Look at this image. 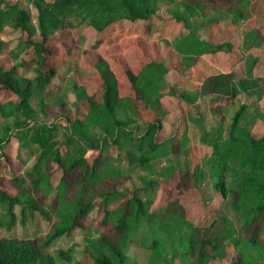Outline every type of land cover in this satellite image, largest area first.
<instances>
[{
    "label": "trees",
    "instance_id": "trees-1",
    "mask_svg": "<svg viewBox=\"0 0 264 264\" xmlns=\"http://www.w3.org/2000/svg\"><path fill=\"white\" fill-rule=\"evenodd\" d=\"M29 1L36 11L35 25L26 8L19 7L16 1L0 0V30L10 26L18 32L23 47L30 49L27 57L10 67L0 66V88L13 95L0 101V163L10 159L6 151L10 140L35 145V159L29 169L14 171L8 178L13 192L2 187L0 171V226L9 228L16 222L14 205L19 206V222L38 223L42 219L49 226L40 237L0 235V264H56V259L71 247L56 258L49 250L54 241L77 229L86 230V224L94 220L95 234L86 230L82 250L91 259L87 264H123L125 248L135 242L144 223L151 229L184 234L187 250L196 255L195 264H203V258L206 261L219 257H224L227 264H264V241L260 240L264 228V130L255 133L251 125L241 121L245 102L239 101L233 107L240 94L262 93L264 76L236 77L232 71L206 75L200 94L217 114L210 124L200 125L201 104H196L190 93L168 94L199 112L188 117L195 123L192 131L198 132L199 142L210 148L206 174L221 196L228 193L224 171L229 166L244 169L239 182L229 189L230 207L240 219L238 228L228 225L224 214L212 218L202 212L194 217L187 215L181 196L189 197L198 191L197 179L204 173L200 167L165 170V177L176 170V191L154 209L150 195L154 182L120 191L118 184L124 183L131 171L114 165L113 157L122 154L129 167L152 173L156 159L179 151L189 141L187 129L183 127L177 136L171 133L158 137L167 114L163 105L165 93L160 90L167 70L163 62L148 58L136 71L120 63L117 69L124 83L121 90L118 70L111 66L101 45L104 39L116 40L127 23L138 20L143 23V34H147L158 21L156 0ZM182 1V9L174 10V18L185 26L186 15L194 12L204 16L223 5L235 7L240 13L244 9L242 0ZM85 20L96 34L86 49L100 46L91 62L98 80L90 87L74 82L71 110L46 122L38 118L30 98L32 94L43 97L57 72L58 66L49 62L53 55L49 42L55 31L76 28ZM222 44L197 38L190 27L176 41L175 49L184 55H199L217 51ZM17 67L30 70V75L20 74ZM138 105L152 112V117L142 122L140 131L129 127L118 115L121 108L135 115ZM230 105L229 111L226 107ZM225 109L229 111L227 120ZM94 211L96 218L91 217ZM155 243L156 238L151 240L149 249H155Z\"/></svg>",
    "mask_w": 264,
    "mask_h": 264
},
{
    "label": "rangeland",
    "instance_id": "rangeland-1",
    "mask_svg": "<svg viewBox=\"0 0 264 264\" xmlns=\"http://www.w3.org/2000/svg\"><path fill=\"white\" fill-rule=\"evenodd\" d=\"M8 1H16L19 7L26 8L30 13L31 24H36V11L29 0ZM241 5L244 7L241 13L235 7L230 8L223 5L215 11H209L204 16L195 13L188 19L186 15L185 26L174 18L176 16L174 10L181 11L182 9V0H156L155 14L158 21L151 25L147 34H142L139 31L143 23L138 20L125 25V27L127 26L125 35L131 34L130 37L123 38L122 31L114 42L110 43L107 38L101 45L111 66L116 69L121 63L136 71L148 58L157 59L166 66L162 91L165 93L163 105L167 114L163 116V125L158 137L162 138L171 133L176 135L177 132L179 135L184 123L188 124L186 131L189 141L179 151L169 152L156 159L153 162L152 173L148 174L139 168L129 167L122 154L114 156V165L128 168L131 171L130 177L124 183L118 184L117 188L122 192L130 191L135 187L148 184L150 181L154 182L152 184L154 185L152 186L154 187L153 193H150L153 196L151 208L157 209L165 203L167 197L174 195L176 191V170H173L172 174L167 177H165V170L168 168L195 170L200 167L204 173L197 179L198 191L193 192L189 197L188 195L181 196V201L187 208V215L194 217L202 212L205 217L212 218L224 214L227 224L234 228H238L240 219L237 212L230 207L229 189L239 182L244 169L238 166H229L224 171L223 176L228 193L227 196H221L213 187L212 179L208 178L206 174L207 154L210 148L199 142L197 131L194 130L193 133L191 130L195 123L191 121L188 114L196 115V107L194 108L193 105H189L181 99L174 101L168 94L190 93L195 98L194 102L201 104L199 105L201 107L200 125L210 124L212 117H217V114L210 108L211 105L207 99H202L200 94V82L203 77L221 71H232L236 77L247 74L264 76V0H242ZM212 17L217 19H212ZM234 17L235 19H233ZM128 25L131 26L128 27ZM190 27L194 29L195 36H200L199 38L204 40L209 38L207 41L212 43L223 42V44L219 50L200 55L197 59L187 60L185 57L183 60H187L185 61L187 63L183 66L173 42L185 34ZM95 37L96 34L87 20L81 22L76 28L55 31L49 42V46L53 50L49 62L58 66L57 72L49 80L43 97L32 94L30 98L38 118L50 122L63 111L71 110V98L75 92L73 90L74 82L90 87L98 80L96 73L93 72L91 62L97 55L100 46L97 49H86ZM33 38L36 39L37 34H34ZM29 52L30 49H25L23 44L18 41L16 30L7 25L0 30V66L2 68L10 67L21 57H27ZM17 71L26 76L30 75V70H25L23 67H17ZM117 74L121 78V90H124L123 75L119 70ZM261 92L240 94L233 105L234 107L239 101L247 104L241 121L251 125L255 133H261L264 130V90ZM9 98H13V95L0 88V101ZM62 101L65 103L63 106L60 105ZM226 108L230 111L232 106ZM228 110L225 109L226 120L229 117ZM184 114L188 118L184 119ZM118 115L126 120L129 127L137 131L141 130L142 122L148 118L144 111L137 110L136 114L132 115L127 108H121ZM59 132L58 138L60 137ZM6 151L10 159L0 163L3 177L1 185L6 190L13 192L8 178L14 171L22 172L29 169L35 159V145L21 143L13 139L7 143ZM18 208V205H14L16 222L9 228L1 225L0 235L29 238H32L34 234L38 237L43 236L49 224L42 219L38 223L33 220L19 222ZM52 217L55 220L56 213H53ZM91 217H97L95 211L91 213ZM94 224L95 220L86 224L85 228L89 234L92 232V235L95 234ZM86 230L77 229L71 235H62L54 241L49 250L55 257L59 252L71 247L68 253L63 252L60 259L56 257V264H87L91 261L89 256L82 251L85 245ZM155 238V249H149L151 240ZM134 240L133 244L125 248L123 264L196 263V255L187 250V239L184 234L179 232L151 229L144 223L136 233ZM260 240L264 241V228ZM202 261L203 264H227L224 257L210 258L206 261L203 258Z\"/></svg>",
    "mask_w": 264,
    "mask_h": 264
},
{
    "label": "crops",
    "instance_id": "crops-1",
    "mask_svg": "<svg viewBox=\"0 0 264 264\" xmlns=\"http://www.w3.org/2000/svg\"><path fill=\"white\" fill-rule=\"evenodd\" d=\"M193 14H195V12L194 13H191V14H188L187 15V18L189 19L190 17H192V15ZM129 26H131V25H128V27ZM134 27V26H133ZM126 28H127V26L125 27V28H123V38H126V37H130L131 36V34H127V35H125L126 33H127V31H126ZM151 29V28H150ZM139 31H141V33L143 34V24H142V27L140 28V30ZM247 31V30H246ZM129 33V32H128ZM141 35V34H140ZM113 36H114V34H113ZM197 37V36H196ZM200 36H198L197 38H199ZM179 39V37L177 38V39H175L174 40V46H175V43H176V41ZM199 39H201V38H199ZM209 40V38H206V40ZM204 40V39H203ZM112 42H114V40H111L110 41V43H112ZM213 43H215V42H213ZM208 52H204V53H201V54H199V55H192V54H190V55H184V54H180L179 53V55H180V63L182 62V64H183V66H185V64L187 63V62H185V61H187V60H190V59H192V58H198V56H200V55H205V54H207ZM186 57V59L187 60H183L184 58ZM165 75V74H164ZM165 77V76H164ZM204 78V77H203ZM202 78V79H203ZM202 82V81H201ZM200 82V83H201ZM163 84L161 83L160 84V90L162 91V89H163ZM137 110H140V111H144V113H146L147 114V116H148V118L147 119H150L151 117H152V112H151V110L150 109H148V108H145V107H142L141 105H138L137 106ZM136 110V111H137ZM146 120V119H145ZM163 120V119H162ZM187 123H184V128H186L187 127ZM187 129V128H186ZM191 130H193V128L191 127ZM193 133H194V131H193Z\"/></svg>",
    "mask_w": 264,
    "mask_h": 264
}]
</instances>
